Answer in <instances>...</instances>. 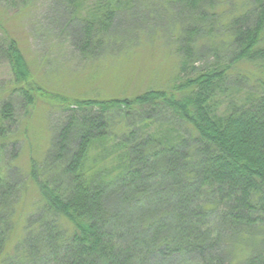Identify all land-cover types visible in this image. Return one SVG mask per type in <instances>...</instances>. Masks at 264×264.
<instances>
[{
    "label": "trees",
    "instance_id": "obj_1",
    "mask_svg": "<svg viewBox=\"0 0 264 264\" xmlns=\"http://www.w3.org/2000/svg\"><path fill=\"white\" fill-rule=\"evenodd\" d=\"M84 1L61 0L67 24H83L82 51L100 46L119 15L139 3L95 0L83 17ZM157 1L188 23L180 73L170 90L133 98L49 92L0 19V61L13 74L0 88V152L11 142L17 157L15 93L26 110L50 100L67 118L43 162L32 165L41 216L12 252L19 185L6 176L8 165L0 168V264H264V0H247L228 25L212 11L225 0ZM202 38L226 39L223 62L198 65ZM244 64L259 70L257 87L225 107ZM118 116L123 131L114 133Z\"/></svg>",
    "mask_w": 264,
    "mask_h": 264
},
{
    "label": "rangeland",
    "instance_id": "obj_2",
    "mask_svg": "<svg viewBox=\"0 0 264 264\" xmlns=\"http://www.w3.org/2000/svg\"><path fill=\"white\" fill-rule=\"evenodd\" d=\"M137 2H131L134 9L119 15L104 42L92 51L81 50L83 24L80 21L67 24L66 4L61 0H1L0 19L19 42L32 69V78L49 92L70 100L133 98L148 91L173 87L180 73L179 48L185 41L188 27V23L177 14L165 9L168 8L166 4L163 6L157 0ZM248 4L247 0H225L212 11L228 25L231 17L238 15ZM94 5L95 0H85L79 9L81 16L93 13ZM136 7L147 11L136 12ZM138 17L140 23L136 22ZM224 27L219 32L224 34ZM225 40L219 38L213 42L202 38L195 48L198 65L203 66L210 58L223 62L225 52L222 50L228 51ZM258 71L247 64L238 68L231 79L240 83H237L240 92L226 94L225 107L235 98L242 99L255 90L257 78H260ZM12 80L10 65L0 61V88L10 87ZM10 100L15 105L13 131L19 137V148L14 159L12 143H8V149L0 152V168L8 165L6 176L19 185L11 207L13 226L11 223L8 226L11 230L13 228L8 243V250L12 252L18 242L24 240V229L28 224L41 216L42 198L31 178L32 165L37 162L39 167L43 162L55 133L67 118L66 113L50 100L39 99V104L30 110L24 108L19 93ZM110 129L114 133L123 131L121 117L113 118ZM121 136L123 134L118 135L122 139Z\"/></svg>",
    "mask_w": 264,
    "mask_h": 264
}]
</instances>
